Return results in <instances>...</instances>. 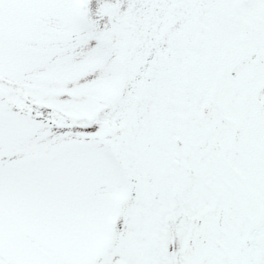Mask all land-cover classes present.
Returning <instances> with one entry per match:
<instances>
[{"label": "snow or ice", "instance_id": "1", "mask_svg": "<svg viewBox=\"0 0 264 264\" xmlns=\"http://www.w3.org/2000/svg\"><path fill=\"white\" fill-rule=\"evenodd\" d=\"M0 264H264V0H0Z\"/></svg>", "mask_w": 264, "mask_h": 264}]
</instances>
